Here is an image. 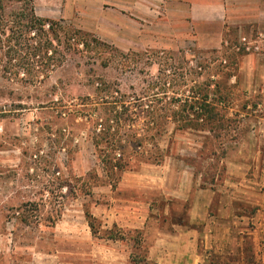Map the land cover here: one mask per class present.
Instances as JSON below:
<instances>
[{
	"label": "rangeland",
	"instance_id": "1",
	"mask_svg": "<svg viewBox=\"0 0 264 264\" xmlns=\"http://www.w3.org/2000/svg\"><path fill=\"white\" fill-rule=\"evenodd\" d=\"M142 1L143 12L136 0L124 8L120 0H32L38 16L64 20L109 47L94 44L69 57L41 83L0 76V264H56L55 239L82 231L86 211L95 214L94 237L107 240L117 229L105 224L104 211L119 200L153 197L155 209L157 181L170 187L189 167L215 182L223 153L264 133V28L231 27L220 45L170 43L167 29L152 21L159 17L153 0ZM19 7L16 0L9 5ZM105 89L127 96L140 114L133 130L147 134L142 147L131 138L126 152L163 156L159 164L130 160L116 188L104 179L95 146L110 114L101 104ZM206 95L216 117L183 120L182 105ZM168 103L179 115L161 114ZM153 119L158 126L145 125ZM122 233L130 264H145L141 232Z\"/></svg>",
	"mask_w": 264,
	"mask_h": 264
},
{
	"label": "crops",
	"instance_id": "2",
	"mask_svg": "<svg viewBox=\"0 0 264 264\" xmlns=\"http://www.w3.org/2000/svg\"><path fill=\"white\" fill-rule=\"evenodd\" d=\"M120 3L124 8L126 0ZM144 4L136 0V11H146ZM153 5L159 17L155 22L154 14L152 21L167 29L170 43L220 45L231 27L264 28V0H153ZM256 132L249 134L252 143L223 153L224 172L215 182L189 167L170 187L157 181L156 210L153 197L121 199L104 211L105 224L141 232L145 264H264V133ZM55 240L56 264H130L126 239H97L87 220L82 231Z\"/></svg>",
	"mask_w": 264,
	"mask_h": 264
},
{
	"label": "trees",
	"instance_id": "3",
	"mask_svg": "<svg viewBox=\"0 0 264 264\" xmlns=\"http://www.w3.org/2000/svg\"><path fill=\"white\" fill-rule=\"evenodd\" d=\"M11 1L14 0H0V76L7 81L15 82L19 78L25 79L29 84L41 83L49 78L55 69L67 63L69 57L89 53L94 44L109 47V44L90 33L65 24L64 20L38 16L32 0H16L21 7L9 9ZM162 80L164 81V77ZM165 83L163 82L164 85ZM104 91L106 93L101 97V104L109 109L110 114L105 119L104 129L98 134L95 146L97 149L101 148L99 162L103 168V177L116 188L123 173L129 168L130 160L141 157L159 164L163 161V156L158 153L147 155L146 151L126 152L132 139L138 142L139 147L144 146L148 140L146 133L139 135L133 130L140 114L130 100H123L127 96L122 95L120 91H116V94L108 89ZM205 97L203 102L184 103L181 108L182 117L188 118L191 113H196L198 118L204 115L208 116V120L215 118L217 105L208 99L209 95ZM172 110L171 103L159 108L167 119L179 115V111ZM150 124L158 126L157 119L145 123L146 126ZM181 128H185V125ZM102 143L105 144L104 147H100ZM86 218L92 233H97L93 223L95 216L86 211ZM114 228L117 233L110 230V235L106 237L125 239L122 229L116 225Z\"/></svg>",
	"mask_w": 264,
	"mask_h": 264
}]
</instances>
